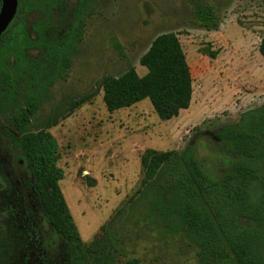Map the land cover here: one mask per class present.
I'll use <instances>...</instances> for the list:
<instances>
[{"label": "rangeland", "instance_id": "obj_1", "mask_svg": "<svg viewBox=\"0 0 264 264\" xmlns=\"http://www.w3.org/2000/svg\"><path fill=\"white\" fill-rule=\"evenodd\" d=\"M27 7L22 25L31 40H40L45 30L48 39H64L71 32L77 41L63 76L54 79L26 127V135L47 131L57 142L55 166L63 171L58 186L79 235L72 239L74 245L87 250L97 240L101 258L111 251L113 264H199L196 244L165 228L157 216V189L155 182L143 185L141 157L148 150L181 154L194 143L209 176L221 179L232 170L235 160L214 134L264 103V57L259 52L264 0H28ZM200 8L217 14V30L195 24ZM169 33L178 37L191 70L189 109L170 121H162L148 99L109 111L106 81L131 73L142 78L147 70L141 58L158 36ZM9 49L0 44L4 54ZM28 54L38 61V50ZM24 87L22 101L28 96ZM4 101L0 99V132L21 137ZM0 157L9 165L21 154L13 150ZM260 187L254 185L253 202L264 206ZM6 191L0 174V230L13 240ZM44 241L58 254L59 241L49 229Z\"/></svg>", "mask_w": 264, "mask_h": 264}, {"label": "trees", "instance_id": "obj_2", "mask_svg": "<svg viewBox=\"0 0 264 264\" xmlns=\"http://www.w3.org/2000/svg\"><path fill=\"white\" fill-rule=\"evenodd\" d=\"M27 4L28 0H19L17 15L0 39V44L10 48L5 54L0 51V99L2 103L4 98V104L11 108V123L22 136L10 131L6 134L20 150L29 173L23 180L11 178L0 161V174L7 182L5 206L14 240L5 238L6 232L0 230V264H113L111 251L107 258H101L102 253L95 248L97 240L92 250L72 242L79 240V235L58 186L63 171L55 166L54 137L47 131L26 135V127L47 89L55 78L63 76L68 56L77 50L76 37L71 32L64 39L53 40L46 38L42 30L40 40H31L22 25ZM1 6L2 0L0 10ZM194 21L209 30H217L220 25L219 17L209 8L198 9ZM30 49L38 50L37 57L43 61L32 59ZM259 52L264 57V38ZM50 59L54 67H49ZM140 65L147 70L142 78L131 73L106 81L104 102L109 111L148 99L158 117L170 121L189 109L193 78L175 34L158 36ZM24 86L28 96L22 101ZM214 135L235 160L232 170L221 179L204 171L196 144L191 143L181 154L146 151L141 157L143 185L155 182L153 208L157 216L165 228L182 232L196 244L199 264H264V206L255 204L252 196L254 185L264 189V103L242 113L236 124ZM48 229L59 241L58 254L45 246ZM127 264L140 263L134 260Z\"/></svg>", "mask_w": 264, "mask_h": 264}, {"label": "flooded vegetation", "instance_id": "obj_3", "mask_svg": "<svg viewBox=\"0 0 264 264\" xmlns=\"http://www.w3.org/2000/svg\"><path fill=\"white\" fill-rule=\"evenodd\" d=\"M38 61H43V60L38 59ZM6 131H9V130H5L4 132H0V154L6 153V152H8V153L12 152L13 153V150H18L20 152L19 149H17L16 147H14L12 145V142L8 138ZM10 132H12V131H10ZM0 161H1L2 165L5 166V169H6V172L8 173V175H10V176L14 175V177H17V178L22 179V180L29 176L28 170L26 169V166H25L23 160H21V158L15 164L9 163V165H8V159L7 158L0 157ZM11 161L15 162V160H11Z\"/></svg>", "mask_w": 264, "mask_h": 264}, {"label": "water", "instance_id": "obj_4", "mask_svg": "<svg viewBox=\"0 0 264 264\" xmlns=\"http://www.w3.org/2000/svg\"><path fill=\"white\" fill-rule=\"evenodd\" d=\"M19 7V0H2L0 10V39L14 21Z\"/></svg>", "mask_w": 264, "mask_h": 264}]
</instances>
